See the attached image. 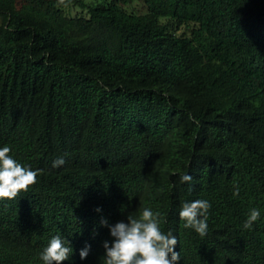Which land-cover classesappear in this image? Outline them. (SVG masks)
Segmentation results:
<instances>
[{"label":"trees","instance_id":"16d2710c","mask_svg":"<svg viewBox=\"0 0 264 264\" xmlns=\"http://www.w3.org/2000/svg\"><path fill=\"white\" fill-rule=\"evenodd\" d=\"M4 146L40 174L0 199V264L54 236L103 264L101 221L144 207L177 264H264V0H0ZM197 199L204 237L179 219Z\"/></svg>","mask_w":264,"mask_h":264},{"label":"clouds","instance_id":"9594fccd","mask_svg":"<svg viewBox=\"0 0 264 264\" xmlns=\"http://www.w3.org/2000/svg\"><path fill=\"white\" fill-rule=\"evenodd\" d=\"M9 146L0 147V199H14L21 192H27L30 186L37 183L40 170H32L22 166L11 153ZM65 163L63 157L56 159L52 167H60ZM189 174L180 175V183L192 181ZM233 196H239V185H234ZM211 204L207 200L197 199L183 202L179 211V219L185 228H191L201 237L207 235L208 211ZM99 211V209H97ZM258 209H251L243 227L251 229L259 219ZM102 226L108 227L111 242L103 243V264H177L180 252L175 251L178 240L172 232H163L160 224V214L149 207H144L138 215L128 214L127 222L119 221L108 224L107 220L101 221ZM90 245L80 251L81 259L88 255ZM73 249L66 246L59 237L50 239L47 246L40 252L43 264H62L70 258Z\"/></svg>","mask_w":264,"mask_h":264}]
</instances>
